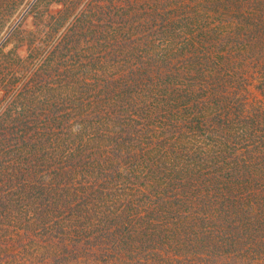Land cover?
Returning a JSON list of instances; mask_svg holds the SVG:
<instances>
[{"label": "trees", "instance_id": "obj_1", "mask_svg": "<svg viewBox=\"0 0 264 264\" xmlns=\"http://www.w3.org/2000/svg\"><path fill=\"white\" fill-rule=\"evenodd\" d=\"M79 1L0 0V264H264V52Z\"/></svg>", "mask_w": 264, "mask_h": 264}, {"label": "rangeland", "instance_id": "obj_2", "mask_svg": "<svg viewBox=\"0 0 264 264\" xmlns=\"http://www.w3.org/2000/svg\"><path fill=\"white\" fill-rule=\"evenodd\" d=\"M67 1L71 2V0ZM90 1L80 0L78 5L72 10L70 18L73 19L75 16L77 18L82 13H85V8ZM120 1L121 3L123 2V0ZM120 1L117 3H120ZM128 7H134L131 13L135 16V29L139 27L138 23L142 18L153 17V15L147 16L145 14L148 11L146 8L153 11L165 9L168 13L180 16L181 18L192 12H201L205 16L204 21L206 20V25L211 24L217 29L215 35L226 38V41L222 44V49H227L236 59L247 51L254 53L264 52V0H131L128 3ZM143 7L146 8L143 9ZM26 8L27 5L23 4L17 12V17L22 18L27 11ZM10 18L6 17V13L3 16L0 14V28L2 29L0 34H5V31L11 25L13 26L17 23L16 16L13 19L12 17ZM155 39L157 40L153 46L154 51L161 47V42H158L159 38ZM183 39L182 36L175 40L174 47L171 48L172 53H176L177 49L184 46ZM221 39L219 38V41ZM37 44L34 43V45ZM249 62H245L244 66L249 64ZM39 64L40 61L35 55L34 65L37 66ZM261 98V93L252 86L247 97V102L249 104L255 103ZM37 242H34L30 246L29 244L31 243H27L28 252L25 256L27 261L33 260L34 256H36L34 263L42 261V251L45 249V245L41 240H37ZM47 264H52V262H48Z\"/></svg>", "mask_w": 264, "mask_h": 264}]
</instances>
